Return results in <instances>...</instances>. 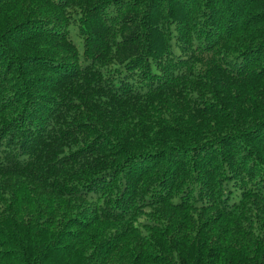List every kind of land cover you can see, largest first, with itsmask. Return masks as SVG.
Wrapping results in <instances>:
<instances>
[{
	"label": "trees",
	"instance_id": "1",
	"mask_svg": "<svg viewBox=\"0 0 264 264\" xmlns=\"http://www.w3.org/2000/svg\"><path fill=\"white\" fill-rule=\"evenodd\" d=\"M0 264H264V0H0Z\"/></svg>",
	"mask_w": 264,
	"mask_h": 264
},
{
	"label": "rangeland",
	"instance_id": "2",
	"mask_svg": "<svg viewBox=\"0 0 264 264\" xmlns=\"http://www.w3.org/2000/svg\"><path fill=\"white\" fill-rule=\"evenodd\" d=\"M71 38L73 39L74 43L77 46L78 52L80 53V51H81V40H80V38L73 32L71 33Z\"/></svg>",
	"mask_w": 264,
	"mask_h": 264
}]
</instances>
